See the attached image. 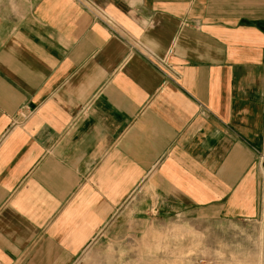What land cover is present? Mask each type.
<instances>
[{
    "label": "crops",
    "instance_id": "1",
    "mask_svg": "<svg viewBox=\"0 0 264 264\" xmlns=\"http://www.w3.org/2000/svg\"><path fill=\"white\" fill-rule=\"evenodd\" d=\"M89 1L0 0V264H264V0Z\"/></svg>",
    "mask_w": 264,
    "mask_h": 264
},
{
    "label": "rangeland",
    "instance_id": "2",
    "mask_svg": "<svg viewBox=\"0 0 264 264\" xmlns=\"http://www.w3.org/2000/svg\"><path fill=\"white\" fill-rule=\"evenodd\" d=\"M189 232H166L135 243L133 264H216L200 247L201 236ZM96 260V259H95ZM92 259L86 264H108Z\"/></svg>",
    "mask_w": 264,
    "mask_h": 264
},
{
    "label": "built area",
    "instance_id": "3",
    "mask_svg": "<svg viewBox=\"0 0 264 264\" xmlns=\"http://www.w3.org/2000/svg\"><path fill=\"white\" fill-rule=\"evenodd\" d=\"M76 1L79 2L81 5H83L91 13V15L94 17V19L96 21L102 23L110 32L120 35L121 29L105 13V11L103 9L97 7L95 4H93L89 0H76Z\"/></svg>",
    "mask_w": 264,
    "mask_h": 264
}]
</instances>
